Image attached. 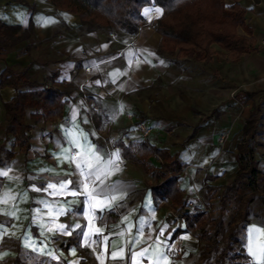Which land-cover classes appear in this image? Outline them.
<instances>
[{
    "label": "crops",
    "instance_id": "0c3cea01",
    "mask_svg": "<svg viewBox=\"0 0 264 264\" xmlns=\"http://www.w3.org/2000/svg\"><path fill=\"white\" fill-rule=\"evenodd\" d=\"M239 1L256 48L238 61H228L220 53L197 60L163 50L154 26L163 14L157 5L144 7L146 20L132 34L89 28L78 14L58 9L49 0H0V20L21 26L19 33L29 30L27 37L3 45L6 61H1V70L8 66L14 73L25 72L36 83L22 90L53 84L67 92L62 117L46 120L39 115L41 109H27L28 148L13 144L14 136L9 138L15 154L0 163V172H8L0 176V201L7 194V203L0 202V225L8 233L0 238V264H157L160 252L170 264H203L206 242L198 229L188 227L182 213L194 214L226 193L240 167L244 128L254 114L259 123L251 143L264 147V0ZM157 8L162 13L151 16L150 10ZM239 32L249 34L243 27ZM15 94L13 86L0 87L4 135L5 102ZM139 122L150 128L149 134L142 133ZM223 133L228 138L220 143ZM142 141L167 149L184 165L177 179L178 200L153 192L164 180L155 175L162 164L159 156L149 155L141 162L123 153V145H131L140 158L136 147ZM89 146L105 160L119 153V170L112 171L103 186L95 185L97 190L104 188L106 195L99 197L104 203L93 202L91 209L76 164L65 158ZM255 160L259 167L256 156ZM69 180L68 191H61L59 185ZM93 186L89 181V189ZM71 190L79 194L71 195ZM60 224L69 226L65 231L72 234L58 231ZM90 228L86 240L80 233ZM97 228L102 231L96 233ZM252 228L260 229L252 235L253 247L264 245V203L259 197L250 204L240 246L248 260L264 264V254L257 260L248 251ZM177 236L184 239L181 254L168 248ZM29 243L36 250L26 247ZM145 248V257L131 259Z\"/></svg>",
    "mask_w": 264,
    "mask_h": 264
},
{
    "label": "trees",
    "instance_id": "16d2710c",
    "mask_svg": "<svg viewBox=\"0 0 264 264\" xmlns=\"http://www.w3.org/2000/svg\"><path fill=\"white\" fill-rule=\"evenodd\" d=\"M58 9H63L80 16L82 24L87 27H106L137 33L145 22L144 7L157 5L162 7L163 14L156 18L154 26L161 34V48L169 52H176L178 57L191 56L197 60H209L214 54H222L228 61H238L247 52L256 48L255 37L246 21V9L239 0L226 5L225 0H49ZM243 27L249 34L239 32ZM21 26L8 25L0 20V87L13 86L16 94L5 102L7 125L6 140L14 136L13 144L29 146L31 125L26 122L28 108H39L46 120L62 117L66 100V90L53 84H46L42 88L22 90L21 86H34L25 72L14 73L7 66L1 70V61H6L3 45H8L28 36L29 30L19 33ZM220 46V49L215 47ZM259 115H252L244 128V137L239 143L240 167L232 184L228 185L226 193L220 201L229 198L230 192L240 193L250 189L259 192L261 170L255 160V149L251 145L257 134ZM123 153L134 161H144L149 155L161 158V167L155 171L157 177L164 180L153 186L155 195L169 196L173 200L179 199L180 189L177 185L178 175L184 168L176 155L167 149L150 147L142 141L136 147L140 158L136 157L131 145H123ZM7 157L15 154V148H6ZM264 203V196H261ZM252 201V198L250 200ZM248 205V204H247ZM183 205L182 209H185ZM248 212V211H247ZM246 212V213H247ZM186 216L188 227L198 229L200 239L207 241L204 253L209 256L215 249L222 231L223 218L214 216L211 212L182 213ZM248 220V218H247ZM210 226V227H209ZM212 228V229H211ZM233 230V229H232ZM228 230L230 239L235 232ZM232 235V236H231ZM237 242L241 240L235 238ZM235 245L228 240L226 246L217 256L214 264H254L242 252V248L233 255L230 250Z\"/></svg>",
    "mask_w": 264,
    "mask_h": 264
},
{
    "label": "snow or ice",
    "instance_id": "6c2138e0",
    "mask_svg": "<svg viewBox=\"0 0 264 264\" xmlns=\"http://www.w3.org/2000/svg\"><path fill=\"white\" fill-rule=\"evenodd\" d=\"M156 13L161 14L162 13V9H155ZM145 15H148V10H146ZM44 23H51V21H44ZM163 63V62H161ZM123 108V106H121ZM74 144H77L78 142L73 140ZM83 147V146H80ZM67 151V150H66ZM115 159H112L111 157H109L107 160H105L92 146H89V148L85 149L83 152L81 153H77L76 156H72V157H68L66 156V159H71L73 163L76 164V168L79 171L80 176L83 178V180L81 181V185L83 187V194L86 196L87 198V202L89 204V208L91 209L92 207H94V203L93 202H97L98 204H103L104 201L99 200L100 196L106 195L105 190L103 187H100L99 190H97V188L95 187V185L97 184V182L99 183V185L103 186L104 185V181L106 179V177L108 175L112 174V171H118L119 167L116 164V161L119 160V153H114L112 154ZM8 172L7 171H2L0 172V176H7ZM89 181H91V183L94 185L91 189H89L88 184ZM72 181H66L63 182L59 185V189L61 191H68V185L71 184ZM79 186V185H78ZM48 188L50 189H56L57 185L55 184H49ZM37 191H39V189H37ZM53 195L57 194L56 192L52 193ZM71 195H77L79 194L76 190H71L70 192ZM116 197H112V199H115ZM3 203H7V194H5V199H3V201H0ZM12 215H14V213H11ZM60 214H63V210H60ZM89 223L91 224V219H89ZM76 228H81V225L77 224L75 225ZM69 226L64 225V224H60L57 226V230L58 231H62L64 232V234L66 235H71V230L65 231V229H68ZM51 231V229H50ZM102 230L97 228L95 229L96 233H100ZM256 233V234H260V229L258 228H252L249 230V238H250V244H249V248L248 251L250 252V254L253 257H256L257 260L260 259V254H264V245H257L256 247H253L252 243H251V238L252 235ZM7 230L6 229H2V225H0V238H3V236L7 235ZM80 234H82L85 239L87 240V238L92 234V229L90 228L88 232H81ZM186 238V237H185ZM107 239V238H105ZM138 242V241H137ZM26 247H33V250H36L34 245H32L31 243L26 244ZM121 253L123 252V249L120 250ZM148 253V249L145 248L142 251L138 252V253H133L131 256V259L133 261H136L138 258H143L146 256V254ZM6 255V253H5ZM49 255H51L49 253ZM113 258H117L118 253L116 251H113L111 253ZM2 258V257H0ZM156 260H157V264H159V261L163 260V261H168V257L163 253L160 252L157 256H156ZM168 264H170V261H168Z\"/></svg>",
    "mask_w": 264,
    "mask_h": 264
},
{
    "label": "rangeland",
    "instance_id": "374dc122",
    "mask_svg": "<svg viewBox=\"0 0 264 264\" xmlns=\"http://www.w3.org/2000/svg\"><path fill=\"white\" fill-rule=\"evenodd\" d=\"M151 16H157V13L154 9L150 10ZM5 124V113L4 109L0 107V163H5L7 158L6 148L12 145L13 139H8L5 141V135L3 133V127ZM13 138V137H12ZM261 140L263 137H259ZM252 146H254L255 149V156L259 161V167L261 168V175H260V181H259V192H252L250 189H245L241 193L242 198L240 200V193H236L234 191L230 192V196L225 201H220V197L215 198L216 200L212 203L208 204L207 211L211 212L214 216L221 215L223 218V224L222 228L224 230H227L226 232L222 231L218 234L219 241L215 247V249L212 251L211 255L206 257V259L203 262V264H214L217 256L219 253L223 250V248L226 246L228 240H231L235 248L234 250H230V254L233 255L235 251L242 248L240 246V241H236V237L240 240L242 239L245 225L247 222V218L249 216V210H250V204L252 201L257 199L258 197L261 199V196H264V147L262 143H251ZM13 146V145H12ZM252 198V201H248ZM248 204V205H247ZM248 211V212H247ZM247 212V213H246ZM210 227V226H209ZM212 229V228H211ZM232 230L235 233V236L230 239V232L228 230ZM232 236V235H231ZM204 242L207 243L206 240L203 239ZM225 264H229L227 261Z\"/></svg>",
    "mask_w": 264,
    "mask_h": 264
},
{
    "label": "built area",
    "instance_id": "2783aa9c",
    "mask_svg": "<svg viewBox=\"0 0 264 264\" xmlns=\"http://www.w3.org/2000/svg\"><path fill=\"white\" fill-rule=\"evenodd\" d=\"M263 44H264V41H263ZM138 127L144 135L149 134L150 128L144 122H139ZM227 138H228V133H223L219 137L220 143H224L227 140ZM206 211H207V207L205 205H203V206L196 208L194 213H201V212H206ZM172 213L176 217L180 216V214L177 211H172ZM168 248L176 254L183 253V251H184V239L181 236H177L175 238H172L168 242ZM249 261H251V260H249Z\"/></svg>",
    "mask_w": 264,
    "mask_h": 264
}]
</instances>
